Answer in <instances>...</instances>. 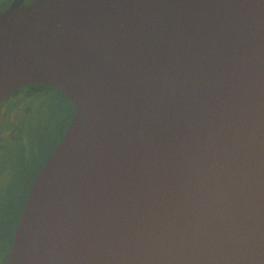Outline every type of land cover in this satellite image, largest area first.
<instances>
[{
    "label": "water",
    "instance_id": "1",
    "mask_svg": "<svg viewBox=\"0 0 264 264\" xmlns=\"http://www.w3.org/2000/svg\"><path fill=\"white\" fill-rule=\"evenodd\" d=\"M73 111L4 264H264V0H33L0 14V101Z\"/></svg>",
    "mask_w": 264,
    "mask_h": 264
},
{
    "label": "rangeland",
    "instance_id": "2",
    "mask_svg": "<svg viewBox=\"0 0 264 264\" xmlns=\"http://www.w3.org/2000/svg\"><path fill=\"white\" fill-rule=\"evenodd\" d=\"M22 91V90H20ZM28 109L22 114L23 140L5 145L0 153V193L12 177L28 176L32 181L51 151L53 136L62 122L67 125L73 111L71 103L56 88H45L27 100ZM24 102L20 101V107ZM23 165L16 167L17 162Z\"/></svg>",
    "mask_w": 264,
    "mask_h": 264
},
{
    "label": "flooded vegetation",
    "instance_id": "3",
    "mask_svg": "<svg viewBox=\"0 0 264 264\" xmlns=\"http://www.w3.org/2000/svg\"><path fill=\"white\" fill-rule=\"evenodd\" d=\"M31 1L33 0H0V14L14 4L21 7ZM27 86L15 89L0 101V153L5 148V145L17 142L19 138L24 141L22 128L25 124L21 119L22 114L28 109L27 100L37 93L35 90L27 91L33 89V87L28 88ZM20 101L24 102L23 107H20ZM56 141L53 142L52 147ZM22 165L20 161L16 163L17 168ZM38 171L34 173V176ZM30 184L31 181L28 176L25 179L22 172L21 179L17 178L15 180V177H12L4 184L0 193V264H4L7 258L15 226L27 199Z\"/></svg>",
    "mask_w": 264,
    "mask_h": 264
},
{
    "label": "trees",
    "instance_id": "4",
    "mask_svg": "<svg viewBox=\"0 0 264 264\" xmlns=\"http://www.w3.org/2000/svg\"><path fill=\"white\" fill-rule=\"evenodd\" d=\"M28 88H30V87H33V89H29V90H27V91H41L42 89H45V88H51L50 86H44V85H39V84H30V85H28L27 86ZM18 91H20V90H18ZM64 96V95H63ZM65 97V96H64ZM66 98V97H65ZM67 99V98H66ZM68 100V99H67ZM69 101V100H68ZM68 112V114H70V112L69 111H67ZM64 126H65V121H64V123L62 122V124H60L59 125V127H58V130L55 132V136H53V142H55L56 141V139L57 138H59L60 137V133L63 131V129H64Z\"/></svg>",
    "mask_w": 264,
    "mask_h": 264
}]
</instances>
